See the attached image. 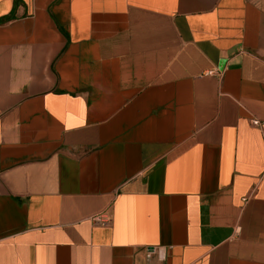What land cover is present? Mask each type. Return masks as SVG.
Instances as JSON below:
<instances>
[{"label":"crops","instance_id":"1","mask_svg":"<svg viewBox=\"0 0 264 264\" xmlns=\"http://www.w3.org/2000/svg\"><path fill=\"white\" fill-rule=\"evenodd\" d=\"M0 264H264V0H0Z\"/></svg>","mask_w":264,"mask_h":264},{"label":"built area","instance_id":"2","mask_svg":"<svg viewBox=\"0 0 264 264\" xmlns=\"http://www.w3.org/2000/svg\"><path fill=\"white\" fill-rule=\"evenodd\" d=\"M207 74H214V75H217V76H221L222 72L218 69H214L212 71H208ZM253 124L255 125H262L259 121L257 120H253ZM93 220L98 223V224H106L107 223V218H105L103 215H95L93 217ZM153 254V250L152 249H149L146 253V257L147 258H150Z\"/></svg>","mask_w":264,"mask_h":264},{"label":"water","instance_id":"3","mask_svg":"<svg viewBox=\"0 0 264 264\" xmlns=\"http://www.w3.org/2000/svg\"><path fill=\"white\" fill-rule=\"evenodd\" d=\"M224 63H225V62H224V60H223V61H222V68H223V66H224Z\"/></svg>","mask_w":264,"mask_h":264}]
</instances>
